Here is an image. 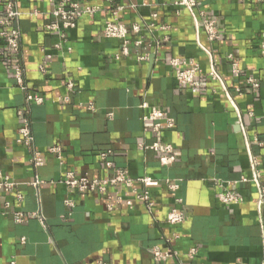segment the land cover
Returning a JSON list of instances; mask_svg holds the SVG:
<instances>
[{
    "label": "crops",
    "instance_id": "0c3cea01",
    "mask_svg": "<svg viewBox=\"0 0 264 264\" xmlns=\"http://www.w3.org/2000/svg\"><path fill=\"white\" fill-rule=\"evenodd\" d=\"M55 1L15 0L18 55L0 38V182L14 184L0 190V264H264V209L248 161V152L257 157L264 186V0H197L194 14L216 21L214 42L175 0H76L99 11L61 38L46 30ZM118 8L125 43L103 35ZM3 12L0 0V20ZM172 59L198 65L196 92L176 82ZM27 94L42 103L26 104ZM153 109L173 128L162 121L155 132L145 119ZM21 110L28 147L17 142ZM153 142L172 146L171 165H160L147 148ZM32 151L42 154L41 166ZM118 170L130 186L78 192L64 183L68 175L104 181ZM232 192L239 204L219 200ZM171 210L183 214L181 223H167ZM154 248L170 257L156 262Z\"/></svg>",
    "mask_w": 264,
    "mask_h": 264
},
{
    "label": "built area",
    "instance_id": "2783aa9c",
    "mask_svg": "<svg viewBox=\"0 0 264 264\" xmlns=\"http://www.w3.org/2000/svg\"><path fill=\"white\" fill-rule=\"evenodd\" d=\"M4 5L3 17L0 20V26L2 27L0 30V38L3 40V44L7 52L13 55H18L19 53V38L20 32L16 27V22L20 17V12L16 9L15 0H1ZM243 1V0H239ZM174 5L178 8L186 10L193 16L195 28L198 30H202L209 42H214L220 38V34L217 28L216 21L208 18L203 12H199L197 15L194 14L195 8L197 6V0H175ZM122 10V8H118L116 11L112 13V19L107 21L103 28V35L107 39H117L126 42L128 30L126 27L121 24L118 20V13ZM99 11V8L96 6L82 5L76 0H56L55 8L52 11V16L54 17V22L48 24L46 26V30L49 32H56L59 36L63 37V32L73 29L79 20V18L83 16H92L96 12ZM133 31L137 32L138 27L134 26ZM263 39L259 46V53L264 58V35H262ZM123 54L126 55L127 51L125 49L122 50ZM170 65L174 68V77L176 82L180 86H184L189 88L192 92L197 91L198 86V75H199V67L193 63H187L185 61H181L179 59H172L170 61ZM232 73L234 75H238V69L236 65L232 66ZM209 76L213 80H219L217 73L214 68L211 66ZM14 77L16 79L17 84L20 88L25 89L24 83L22 80V70L20 67L16 66L14 68ZM247 85L251 88H257L258 83L253 78H248L246 80ZM73 84L68 81L67 89L71 90ZM238 91V90H237ZM26 104H41L42 99L40 97L33 96L32 94H27L25 97ZM19 116H21V127L19 129V139L18 143H21L25 146H30L32 142V138L30 135L29 129V121L27 117L23 114V111L18 112ZM153 122V129L155 132H158L161 127V122H165V127L168 129H172L174 123L171 119L167 118L166 113L161 109H153L150 112V115L145 118ZM241 132L244 134V129L241 124L238 123ZM144 147V146H140ZM148 149L155 152L158 155L159 163L161 166L171 165L175 161V156L173 152V148L169 144H163L160 142H153L151 145L147 146ZM49 152L57 154L58 159H60V152L58 148H51ZM106 154H101V158L104 159ZM248 161L249 167L251 171L250 182L255 185L258 197H257V209L259 213L264 209V186L260 181V172H259V161L257 157L248 152ZM31 162L34 167H38L42 165V154L38 151H32ZM107 167H110L109 163H106ZM144 186H155L157 183L150 178H143L138 180ZM245 182L246 180H242ZM41 181L36 180L33 183V186H37L41 184ZM65 185L71 189H75L78 192H104L107 187L114 186L116 184L123 183L126 186H130V180L126 177V173L118 170L114 173L113 177L107 180H89L87 178L76 179L71 175H68L65 180ZM14 186L13 183L8 181L0 182V190H10ZM171 190H175L177 186L175 184L170 185ZM136 197L142 200L147 208L152 207V203L146 194L139 195L136 193ZM19 200L20 197L18 196ZM219 200L227 205L233 206L237 205L241 202L240 197L235 193H225L219 196ZM16 221L21 222L22 217L20 214H16ZM166 221L170 225H176L183 221V214L178 212L177 210H171L166 217ZM153 259L156 262H162L170 257L168 253H162L158 249L154 248L152 250ZM105 264V263H102ZM179 264H185L180 262Z\"/></svg>",
    "mask_w": 264,
    "mask_h": 264
}]
</instances>
